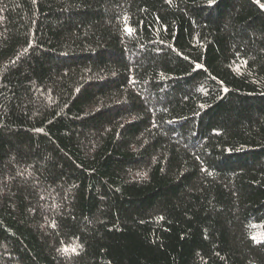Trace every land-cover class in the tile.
Wrapping results in <instances>:
<instances>
[{
    "label": "trees",
    "instance_id": "obj_1",
    "mask_svg": "<svg viewBox=\"0 0 264 264\" xmlns=\"http://www.w3.org/2000/svg\"><path fill=\"white\" fill-rule=\"evenodd\" d=\"M0 264H264V0H0Z\"/></svg>",
    "mask_w": 264,
    "mask_h": 264
}]
</instances>
